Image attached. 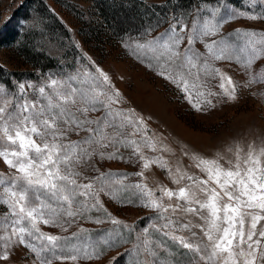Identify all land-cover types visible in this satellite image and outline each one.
<instances>
[{
    "label": "snow or ice",
    "instance_id": "6c2138e0",
    "mask_svg": "<svg viewBox=\"0 0 264 264\" xmlns=\"http://www.w3.org/2000/svg\"><path fill=\"white\" fill-rule=\"evenodd\" d=\"M188 15H192L190 25L186 16H173L169 27L151 39L146 38L147 33L155 27L149 28L142 37L143 42H137L135 48L148 57V67L186 94L194 109L201 111L202 105L215 107L209 97L217 93L199 90L203 87L202 76H219L222 94L229 100L237 98L239 85L215 68L212 61H234L247 69L249 78L244 87L264 84V66L256 73L251 71L255 61L264 55V33L245 30L242 45L221 33L224 25L233 20L264 19V15L239 11L227 0H215V4L201 0L195 13ZM233 32L241 34L240 29ZM185 39L187 46L182 48ZM196 42L204 45L206 54L195 49ZM96 72L99 76L79 71L63 78L51 74L38 86L14 81L16 91H9L0 83V159L14 169L10 177L0 173V205L7 208V212L0 213V229L4 230L0 240L7 241L4 247L23 246L39 264H52L53 260L100 259L104 249L117 246V237L121 243L128 241L117 232L102 240L104 249L92 242L82 252L77 245L61 246L58 241L69 238L44 233L39 225L65 228L88 212L106 211L101 193L119 202L121 190L135 187L141 194V206L153 210L156 216L142 230L143 240L138 234L136 245L129 250L137 257L143 252L152 259L145 262L137 258L131 264H172L160 260L153 248L156 244L168 250L162 237L187 249L184 255L188 259L178 264L201 261L203 264H264V224L261 223L264 221V147L250 144L245 152L240 144L228 145L211 157L185 148L182 153L191 161L188 167L196 172L182 166L173 170L164 157L144 155V147L153 152L171 149L146 135L148 125L134 110L113 107L121 102L122 95L106 73L98 67ZM26 83L30 92L26 90ZM193 92L197 102H193ZM259 95L264 96V92ZM95 112L103 115L93 118L90 113ZM73 134L80 138L72 140ZM137 135L141 136L140 140L134 138ZM118 147L131 148L132 156L143 162L141 171L132 175L146 179L145 172L156 165L167 171L173 184L187 183L178 189L161 185L159 196L143 182L124 185L127 173L100 172L96 167L97 160L128 162L119 154ZM109 148L116 150L108 151ZM80 168L99 175L84 176ZM81 179L88 182L83 183ZM115 184L120 188H115ZM165 199H175L177 203L166 204ZM178 212L196 216L203 223L181 222L174 218ZM111 222L121 223L114 218ZM193 228H199L203 238L197 237ZM179 231L191 232L197 242L176 235ZM153 232L161 238L154 240ZM36 240L47 244L38 246L33 243ZM8 259V251L0 253V260Z\"/></svg>",
    "mask_w": 264,
    "mask_h": 264
},
{
    "label": "rangeland",
    "instance_id": "374dc122",
    "mask_svg": "<svg viewBox=\"0 0 264 264\" xmlns=\"http://www.w3.org/2000/svg\"><path fill=\"white\" fill-rule=\"evenodd\" d=\"M211 2L215 4V0ZM227 2L239 11L257 16L264 15L262 0H256L255 3L252 0ZM200 3L201 0H0V65L8 71L3 74L9 77L7 82L0 80V83L9 91H16L14 81L31 82L38 86L51 74H55V78H63L79 71L99 76L96 68H100L110 77L112 85L122 95L121 102L113 107L126 111L134 110L148 125L146 135L171 149L153 152L144 147V155L164 157L173 170L182 166L189 172H196L194 168L188 167L191 161L182 153L185 148L211 157L228 145L235 147L240 144L245 152L250 144H254L256 148L264 147V96L259 95L264 92V84L244 87L249 78L247 69L241 68L240 64L234 61H212L215 68L239 85L237 98L229 100L222 94L219 76H202L203 87L199 90L214 92L217 95L209 97L215 107L202 105V110L197 111L189 103L186 94L169 80L158 76L154 68L148 67V57L135 48L137 42H143L142 37L146 30L155 27L154 31L147 33V39L158 36L169 27L173 16H186L190 25L192 15L188 13L194 14ZM234 29H240L241 34L234 33ZM245 30L264 33V19L239 18L224 25L221 33L242 45L245 39L242 33ZM228 33L232 35L229 37ZM186 46L185 39L181 47ZM194 47L206 54L202 43L196 42ZM262 66L264 55L255 61L251 71L256 73ZM9 71H15L16 74ZM100 82L102 83V78ZM26 90L31 91L27 88V83ZM192 99L197 102L195 92L192 93ZM90 115L95 118L103 113L95 112ZM82 135L84 133H81ZM79 138L75 134L71 136L72 140ZM134 138L140 140L141 136ZM114 150L116 149H108ZM118 152L128 162L97 160L96 167L100 172L110 170L127 173V177L123 179L124 185L131 186L143 182L159 196L161 185L178 189L187 183L185 181L179 185L173 184L167 171L156 165H152L151 169L145 172L146 179L132 175L141 171L143 162L132 156L131 148L118 147ZM78 170L87 177L99 175L90 169ZM0 173L10 177L14 169L8 168L0 159ZM81 182L87 183L88 180L81 179ZM114 187L119 189L120 185L115 184ZM140 195L135 187H126L119 192L118 202L101 193L100 199L106 211L93 210L83 218H75L73 223L65 226L66 230L40 224L39 227L44 233L69 238L61 239L58 244L68 247L77 245L81 247L82 252L84 247L92 242L104 249L102 240L117 232L128 241L121 243L120 237H117V246L104 249L100 259L53 260L52 264H131L137 258L145 262L152 259L143 252L137 257L129 251L136 245L138 234L143 240L142 230L152 224L156 216V212L141 206ZM165 203L175 204L177 201L165 199ZM4 212H7V208L0 205V213ZM113 218L121 223L113 224ZM174 218H179L185 223L189 220L194 224L203 223L198 217L183 212L176 213ZM96 219L103 222L95 223ZM261 223L264 224V221ZM81 229L84 231L81 232ZM192 231L197 233V237L203 238L199 228H193ZM73 233L77 235L73 236ZM3 235L4 230L0 229V236ZM176 235L189 237L193 242H197V237H192L191 232L179 231ZM152 238L157 240L161 237L153 232ZM162 239L167 242V251L153 244L160 260L178 264L188 259L184 255L187 249L167 237ZM6 243L7 241L0 240V253L8 251L9 259L0 260V264H39L28 249L23 246L6 248ZM33 243L39 246L47 244V241L36 240ZM25 255L26 258L22 259Z\"/></svg>",
    "mask_w": 264,
    "mask_h": 264
},
{
    "label": "trees",
    "instance_id": "16d2710c",
    "mask_svg": "<svg viewBox=\"0 0 264 264\" xmlns=\"http://www.w3.org/2000/svg\"><path fill=\"white\" fill-rule=\"evenodd\" d=\"M14 10H12V12L14 13ZM1 29V28H0ZM6 29V28H5ZM5 31V30H4ZM47 57V56H46ZM47 59L51 60L49 57H47ZM3 72L7 73L8 71H5V69L3 68V66L0 65V80L7 82L9 80V77L4 75ZM9 73L11 74H16L15 71H9Z\"/></svg>",
    "mask_w": 264,
    "mask_h": 264
}]
</instances>
